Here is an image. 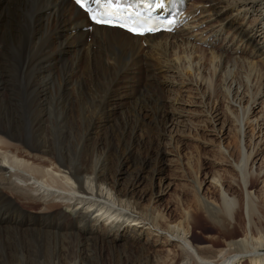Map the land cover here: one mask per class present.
Instances as JSON below:
<instances>
[{
	"label": "bare ground",
	"instance_id": "obj_1",
	"mask_svg": "<svg viewBox=\"0 0 264 264\" xmlns=\"http://www.w3.org/2000/svg\"><path fill=\"white\" fill-rule=\"evenodd\" d=\"M229 1L198 0L203 16H193V24L211 23L206 35L211 49L222 52L213 51L222 73L245 70L263 82L264 30L244 28L231 12L254 2ZM88 25L68 0H0V264H241L246 257L264 264V208L247 192L260 181L246 173L250 155L235 167L245 201L230 199V189L213 194L215 205L200 197L201 176L219 182L216 170L202 163L189 164L193 212L177 219L176 209L161 208L152 192L159 151L150 155L147 145L164 137L174 147V137L163 132L169 111L162 94L189 64V55H176L193 44L189 29L142 39L105 27L84 30ZM238 49L245 59L233 56ZM213 115L207 108L209 122L217 120ZM144 183L147 205L138 193ZM24 206L38 207L37 214ZM55 219L66 231L37 223ZM198 219L200 230L222 238L218 251L193 243Z\"/></svg>",
	"mask_w": 264,
	"mask_h": 264
},
{
	"label": "rangeland",
	"instance_id": "obj_2",
	"mask_svg": "<svg viewBox=\"0 0 264 264\" xmlns=\"http://www.w3.org/2000/svg\"><path fill=\"white\" fill-rule=\"evenodd\" d=\"M229 2L231 3V0ZM248 2H254V7L242 3L236 6L238 12L236 9L231 10L230 8L232 14L239 19L244 28L248 27L250 29L253 27L255 30L258 28L263 31L264 4L262 2L264 0H249ZM202 3L208 4L206 0H202ZM260 14L262 15L260 16ZM205 22L204 24L208 26V21L206 20ZM260 25L263 26L261 27ZM196 37L194 34L191 39L195 45L191 42V45H189L190 48L191 46L193 48L190 49L189 46H186L187 48H184L185 51L183 48L180 50L177 49L178 53L176 50H173L178 57L184 60L189 58L191 61L188 59L185 64L189 63V67L193 70L191 68L189 70L186 69L188 65H184L183 67L185 69L182 67V70L179 67L177 71L178 77L176 79L179 82H176L173 86L166 84V88L162 94L164 104L169 111L168 122L165 125L162 124L163 129L165 128L163 132L167 136H173L175 144L174 147L169 148L164 137H161V141L153 140L151 144L147 145L150 155L151 153L155 155L156 151H159V155H157V168L159 171H157L158 174L156 173L157 175L154 178L152 192L156 197L160 198L161 208H163V205H166L170 206L171 209H176V212L179 213V215H175L177 219L181 216V213L193 212L196 210V205L192 196L194 188L190 182L189 170H191V167L189 164L200 165L202 163L205 167L210 168V170L207 169L208 172L216 170L219 182H213L210 178L205 179V177L201 176V186L198 190L200 197L215 205L217 203L214 200L216 199L214 196L216 192L218 191L217 195H219L221 190L230 189V195L228 196L230 199L236 200L241 196L245 201V192L241 188V185L238 186L237 183L241 179V176L235 167L241 165L243 157L250 155L246 163V173L248 177L249 175L256 176L259 174L260 181L255 187L249 188L247 192L255 202L262 204L264 208V81H256L254 78L257 75L245 70L241 72L231 70L225 74L222 73L221 68H219V59L215 58L217 56L216 54L219 56L222 52L216 50H212L211 52V49L202 47L199 45V42H196ZM194 46L198 49L201 48L200 51L197 48L195 49ZM213 51L216 54H213ZM247 51H249L248 48L244 52ZM203 53L205 56L201 55ZM188 55L189 57L187 58ZM224 55H226V58L231 56L227 53ZM233 56L236 59H245V54L240 49ZM194 57H196V61H194ZM170 58L172 60L174 59L173 56H170ZM210 58L215 62L211 61L212 59ZM257 59H254L253 62L259 60ZM194 62L197 64H194ZM169 63L171 62L168 60ZM195 65L198 66V69ZM259 66L264 68V60L259 63ZM147 69L148 67L146 66L144 70ZM214 69H217V72ZM162 71L161 68H158L154 72L159 74L160 72L163 73ZM197 71L198 73H196ZM224 78H228L229 83L224 84ZM195 83L200 84L196 92ZM187 84H194V86ZM190 87L191 89L188 90ZM171 89V93L167 92ZM174 94H177V98L175 97V99H173ZM207 108L214 112V115H217L216 121L209 122L206 116ZM173 111L182 113L175 114ZM126 181L127 178L123 179V182ZM145 183L147 184L149 182ZM145 183L140 184L138 187L139 194H142L143 191L147 195L150 194L149 190L146 191L147 186ZM222 183L223 187H221ZM143 196H145L143 203L147 205L148 201L146 199L148 196L145 194ZM183 198H186V201H184L183 205L178 206V200H182ZM25 210L30 214H37L38 207H25ZM63 212L67 216H73L72 211L63 210ZM241 214L244 219L247 218L245 207ZM60 220L55 219L52 222L39 220L37 223L40 227L45 228L44 230L66 231V227L62 226L63 223ZM201 221L198 219L197 228L193 230V235L198 237L193 240V243L195 245H210L211 250L214 252L218 251L223 246L221 242L222 238L218 236L215 230L208 233L200 230ZM245 221L247 222V219ZM262 225L264 229V220H262ZM234 230L240 231L241 229L234 227ZM79 235L81 239L87 237L84 230H81ZM208 235L218 237V239L216 241L207 240L206 236ZM236 236L239 237L240 233H237ZM155 248L163 250L161 255L164 257L165 249H160L159 246ZM260 252L264 253V250ZM212 256H214V253ZM215 258L212 260H217ZM245 259L241 264H252L247 257Z\"/></svg>",
	"mask_w": 264,
	"mask_h": 264
},
{
	"label": "snow or ice",
	"instance_id": "obj_3",
	"mask_svg": "<svg viewBox=\"0 0 264 264\" xmlns=\"http://www.w3.org/2000/svg\"><path fill=\"white\" fill-rule=\"evenodd\" d=\"M77 5L81 8L87 6V10L91 13L90 18L96 23L110 24L113 22L114 13L111 11L112 5L118 3V0H76ZM91 4L100 5L99 11H95L91 8ZM123 27L124 25H120ZM129 31H138V34H144L143 31H139L134 28H129ZM144 31L151 32L152 28H147Z\"/></svg>",
	"mask_w": 264,
	"mask_h": 264
}]
</instances>
